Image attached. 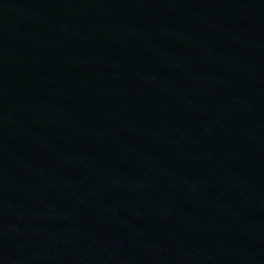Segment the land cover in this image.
<instances>
[{"label": "water", "instance_id": "obj_1", "mask_svg": "<svg viewBox=\"0 0 264 264\" xmlns=\"http://www.w3.org/2000/svg\"><path fill=\"white\" fill-rule=\"evenodd\" d=\"M0 264H264V0H0Z\"/></svg>", "mask_w": 264, "mask_h": 264}]
</instances>
